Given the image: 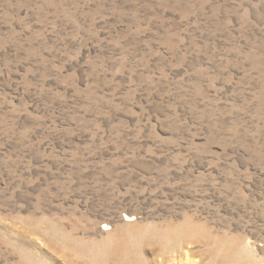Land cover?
<instances>
[{"label": "rangeland", "instance_id": "rangeland-1", "mask_svg": "<svg viewBox=\"0 0 264 264\" xmlns=\"http://www.w3.org/2000/svg\"><path fill=\"white\" fill-rule=\"evenodd\" d=\"M126 214L199 234L140 264H264V0H0V264H102L45 228Z\"/></svg>", "mask_w": 264, "mask_h": 264}, {"label": "bare ground", "instance_id": "bare-ground-1", "mask_svg": "<svg viewBox=\"0 0 264 264\" xmlns=\"http://www.w3.org/2000/svg\"><path fill=\"white\" fill-rule=\"evenodd\" d=\"M127 222L124 223L121 227L115 230V233H119V231H126L127 234L123 232L120 233L121 235L118 238L111 239H104L102 241H96L92 245L87 242L84 237L76 236L72 231H68L67 228L63 227L62 225L55 227V225H48L45 228V232L47 234H51L52 237H55L58 241H61L63 245L67 247H77L78 249L85 250L86 248H91L93 253V258L95 261L99 263H107L110 260L114 261L115 258H111L113 255L118 254L120 259L126 260L127 262H133L140 264L141 262V254H140V245L143 242L152 243L158 245V248L163 247L166 248L170 246L174 248V243L181 242L184 239L185 235L191 233L192 235L198 236L196 224L191 223L189 221H184L182 224L176 226H168L165 231H161V229H157L153 227V225H148L152 232L149 233H142L140 230L137 232L132 230V228H136L138 224L129 223L132 219L131 215L126 214ZM147 225V224H146ZM155 225V224H154ZM108 227V224H105ZM161 227V226H160ZM109 229V228H105ZM112 233V232H111ZM114 233V232H113ZM114 233V234H115ZM110 238V237H109ZM218 240V239H217ZM214 240L215 244H219V240ZM178 245V244H177ZM143 246V245H142ZM220 245L217 246L219 248ZM235 249V248H233ZM233 249L229 246L228 248H222V255L223 259H229V255L231 256ZM84 253V252H83ZM30 258V257H29ZM91 258V257H90ZM28 260V259H27ZM222 260L216 258L215 261ZM259 260V259H258ZM257 260V261H258ZM24 261V260H23ZM30 261H32L30 259ZM225 260L220 261V263L224 264ZM252 259L247 261H242L241 264H250ZM96 262V263H97ZM226 263H229L227 260ZM23 264H32V263H23ZM253 264H258L256 261Z\"/></svg>", "mask_w": 264, "mask_h": 264}]
</instances>
